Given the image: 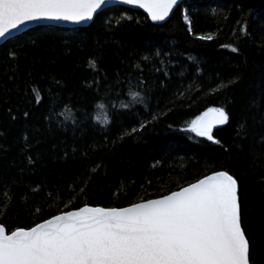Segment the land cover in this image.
I'll list each match as a JSON object with an SVG mask.
<instances>
[{"label":"trees","instance_id":"obj_1","mask_svg":"<svg viewBox=\"0 0 264 264\" xmlns=\"http://www.w3.org/2000/svg\"><path fill=\"white\" fill-rule=\"evenodd\" d=\"M208 108L229 114L220 144L188 131ZM216 170L238 178L252 264H264V0H186L164 25L111 8L88 28H36L0 46L5 226L126 207Z\"/></svg>","mask_w":264,"mask_h":264},{"label":"snow or ice","instance_id":"obj_2","mask_svg":"<svg viewBox=\"0 0 264 264\" xmlns=\"http://www.w3.org/2000/svg\"><path fill=\"white\" fill-rule=\"evenodd\" d=\"M178 2L116 0L143 9L154 22L164 21ZM109 3L0 0V38L30 22H90ZM197 39L211 40L212 36ZM89 66L95 69V61L90 60ZM143 83L141 79V86ZM61 115L75 123L71 109ZM95 120L102 126L110 123L106 111H98ZM228 122L229 114L223 108H208L191 121L188 131L220 144L213 130ZM28 163L33 160L29 158ZM7 207L0 208V216L6 214ZM243 224L239 180L227 170H216L179 190L126 207L84 204L30 227L0 222V264H252L251 244Z\"/></svg>","mask_w":264,"mask_h":264},{"label":"water","instance_id":"obj_3","mask_svg":"<svg viewBox=\"0 0 264 264\" xmlns=\"http://www.w3.org/2000/svg\"><path fill=\"white\" fill-rule=\"evenodd\" d=\"M185 1L186 0H179L178 5L176 7H174V9L169 14V16L166 17V19L164 21H157V22L151 21V19L147 16V13H145L143 11V9H138V8H134L132 6H127V5H121V4L116 3V0H110V3L106 6L105 10L111 9V8H125V9H129V10H132V11H140V12L144 13L148 17V19L150 20V22L153 25H164L170 20V18L174 14V12ZM101 13H98L97 15H95L93 21L86 22V23H81V24H73L71 22H63V21H37V22L26 23L25 25L19 26L18 29L12 30V32L10 34H8L6 37L0 38V46L4 45L6 42H8V41H10V40H12V39H14V38H16L18 36H21V35L29 32L30 30H33V29H36V28H41V27H57V28H62V29L88 28V27H90L92 25V23L94 22L96 17L99 14H101ZM222 126H224V125H222ZM222 126L216 127L213 130V134L217 130H219Z\"/></svg>","mask_w":264,"mask_h":264},{"label":"clouds","instance_id":"obj_4","mask_svg":"<svg viewBox=\"0 0 264 264\" xmlns=\"http://www.w3.org/2000/svg\"><path fill=\"white\" fill-rule=\"evenodd\" d=\"M128 95H129L132 102H139L141 99L144 100L143 94L141 92L135 90L134 88H130ZM100 106H103V108H101ZM94 109H95V113H94L95 115L98 111H106L107 112L106 105L102 101H98L94 105Z\"/></svg>","mask_w":264,"mask_h":264}]
</instances>
